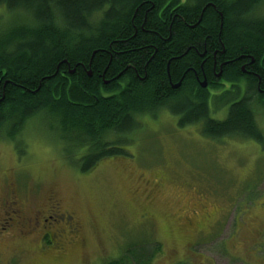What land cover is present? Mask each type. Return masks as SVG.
I'll use <instances>...</instances> for the list:
<instances>
[{
  "label": "trees",
  "instance_id": "1",
  "mask_svg": "<svg viewBox=\"0 0 264 264\" xmlns=\"http://www.w3.org/2000/svg\"><path fill=\"white\" fill-rule=\"evenodd\" d=\"M263 6L0 0L5 14L32 15L0 34V136L15 143L29 120L44 119L64 159L81 172L126 154L120 145L160 110L180 127L197 125L210 140L261 143L255 108H264V16L254 11ZM241 78L244 92L236 84ZM219 80L236 85L222 88ZM224 107L223 119L211 116Z\"/></svg>",
  "mask_w": 264,
  "mask_h": 264
},
{
  "label": "rangeland",
  "instance_id": "2",
  "mask_svg": "<svg viewBox=\"0 0 264 264\" xmlns=\"http://www.w3.org/2000/svg\"><path fill=\"white\" fill-rule=\"evenodd\" d=\"M0 12V34L32 19ZM255 116L261 143L210 140L160 110L120 145L126 154L88 172L64 159L44 119L29 120L15 143L0 136V264H264V108ZM51 206L78 227L62 259L39 249L44 217L27 236L16 224Z\"/></svg>",
  "mask_w": 264,
  "mask_h": 264
},
{
  "label": "flooded vegetation",
  "instance_id": "3",
  "mask_svg": "<svg viewBox=\"0 0 264 264\" xmlns=\"http://www.w3.org/2000/svg\"><path fill=\"white\" fill-rule=\"evenodd\" d=\"M242 71H244L242 69ZM216 84L222 85V88H229L232 85H238L241 87V91L244 92L245 89V80L241 78V83H234L230 81H223L219 80ZM203 87H206L208 91L215 90L214 88H211L210 85H207V83L204 80V85ZM7 204V203H6ZM17 208V203L12 202L11 207ZM57 207L51 206L47 212L44 211H38L36 214H34V217H27L19 215L17 218H21V221L16 224H21V226L26 229V233L24 234L25 236L29 235L31 229H35L37 227V224L40 225L38 222V219L43 218L42 222L43 225L41 227V236L39 238V249H52L53 251L57 252L60 255V259H62V256L65 252L64 246L68 242L69 244L72 242L71 237L73 238L78 231V227L75 223L71 222V219L69 217L64 218L62 215L58 214L57 211H55ZM3 213L2 214L3 219L5 220V202L3 203ZM17 211V209H16ZM14 212V211H13ZM46 215V216H45ZM22 219L23 222H22ZM19 220V219H18ZM5 224V222H4ZM1 231H5V225L2 226ZM0 231V232H1ZM24 233V232H23ZM25 236H22L25 238ZM74 240V239H73ZM42 250V251H43ZM46 252V251H43ZM56 259H58V256H55Z\"/></svg>",
  "mask_w": 264,
  "mask_h": 264
},
{
  "label": "water",
  "instance_id": "4",
  "mask_svg": "<svg viewBox=\"0 0 264 264\" xmlns=\"http://www.w3.org/2000/svg\"><path fill=\"white\" fill-rule=\"evenodd\" d=\"M202 85H204V82L202 83Z\"/></svg>",
  "mask_w": 264,
  "mask_h": 264
}]
</instances>
